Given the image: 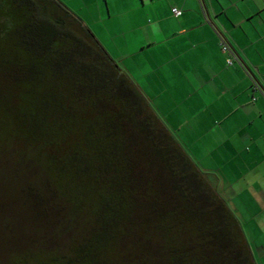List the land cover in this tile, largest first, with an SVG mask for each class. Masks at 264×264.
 <instances>
[{"label": "trees", "instance_id": "16d2710c", "mask_svg": "<svg viewBox=\"0 0 264 264\" xmlns=\"http://www.w3.org/2000/svg\"><path fill=\"white\" fill-rule=\"evenodd\" d=\"M0 36L8 49L24 51L0 55V73L16 87V100H33L26 114L35 120L28 135L4 123L0 150L16 146L19 163L44 173L46 182L23 187L24 204L40 223L53 220L47 235L59 241L47 248L43 236L44 245L13 254L11 264H255L231 209L68 8L59 0H0ZM66 77L71 98L54 101L49 113L50 100L36 87L49 79L63 85ZM76 99L86 103L82 111ZM47 119L65 129L57 148L51 132L37 145ZM19 122L23 131L25 119ZM153 237L161 259L140 248Z\"/></svg>", "mask_w": 264, "mask_h": 264}, {"label": "crops", "instance_id": "0c3cea01", "mask_svg": "<svg viewBox=\"0 0 264 264\" xmlns=\"http://www.w3.org/2000/svg\"><path fill=\"white\" fill-rule=\"evenodd\" d=\"M59 1L242 220L264 264V0Z\"/></svg>", "mask_w": 264, "mask_h": 264}, {"label": "rangeland", "instance_id": "374dc122", "mask_svg": "<svg viewBox=\"0 0 264 264\" xmlns=\"http://www.w3.org/2000/svg\"><path fill=\"white\" fill-rule=\"evenodd\" d=\"M0 37V55L9 54V56L16 57L17 54L24 53L19 45L16 46L14 50L12 47L8 49L6 46L9 45V42H7L3 36ZM62 84L63 85H61L59 81L49 79L45 84H40V86L36 87L40 90L41 94L45 92V97L50 100L51 104L48 103L49 106L47 110L49 113L55 111L54 101L59 102L63 99L68 101L71 98L70 88L72 85L70 84L69 79L66 77L65 80H62ZM16 91V87L12 86L8 79H5L0 73V124H3L0 127L2 129L6 126L4 124L6 122L15 123L13 126H16L17 133L28 135V133H33L28 130V128H33L34 126L30 121L35 122V120H30L26 111L28 110L29 105L32 104L33 100H30L28 97L16 100ZM38 102L39 101L34 102V104L37 105ZM73 103L75 104L74 106L79 105V110H81L82 106L86 104L82 99H76ZM18 104H20V112L18 110ZM56 105L58 106L57 103ZM12 107L15 110V112L12 113L13 115L8 112L6 113L5 110ZM50 110L52 112H50ZM49 116H51V118L54 117V115L51 114H49ZM20 119H25V123L27 124V127L23 131L20 130ZM57 122L49 119H47V121L44 120L43 123L46 125V129L45 133L43 130L40 132L43 135H38L40 141L37 142V145L39 147H44V137L46 138L44 134L49 136V132H51V135L49 136L51 141L50 144H47L53 147L54 142H56L54 147H58L57 143L59 144L62 132L65 131V129L63 127L61 128L60 124ZM99 122H101V120L98 121L97 117L96 123ZM13 126L11 125V127ZM96 127L98 129V125ZM76 134L81 135V130L78 129ZM15 148L16 146L13 145L10 147L6 146L4 150H0V264H11L13 254L22 253L33 246L44 245L45 240L42 239L43 236H47V239L50 238V242L46 241L45 244L47 248L52 247L59 242L51 239L50 235H47L51 232L50 224L53 223V220H51V218L46 220L49 225L40 223V221L33 218L32 210L24 204L23 196L25 195V191L23 187L26 189L29 187L33 188L31 184L34 183L36 179H39L40 183L46 182L45 179H42L44 173L38 166H31L25 163L23 165L19 163L14 156ZM239 223L242 225V220H239ZM245 238L248 243V238L246 236ZM58 240H60V238H58ZM140 248H144L145 251H154L156 260L162 258V247L158 239H155L154 237L152 243ZM134 260L137 261L138 258L135 257Z\"/></svg>", "mask_w": 264, "mask_h": 264}, {"label": "built area", "instance_id": "2783aa9c", "mask_svg": "<svg viewBox=\"0 0 264 264\" xmlns=\"http://www.w3.org/2000/svg\"><path fill=\"white\" fill-rule=\"evenodd\" d=\"M173 12L176 14L180 13L178 8H173ZM221 47H222L223 51H226V52L230 51L229 46L224 41H222ZM234 57L235 56L233 54H230L229 59H228V63L232 64L233 60L235 59Z\"/></svg>", "mask_w": 264, "mask_h": 264}]
</instances>
